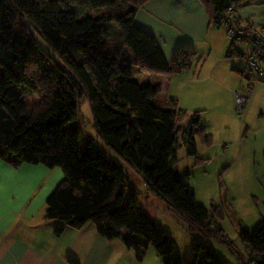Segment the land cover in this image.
I'll return each mask as SVG.
<instances>
[{
    "label": "trees",
    "instance_id": "16d2710c",
    "mask_svg": "<svg viewBox=\"0 0 264 264\" xmlns=\"http://www.w3.org/2000/svg\"><path fill=\"white\" fill-rule=\"evenodd\" d=\"M147 1L0 0V159L15 168L39 164L62 170L43 214L54 222L56 236L91 221L99 235L108 241L118 238L134 250L138 261L152 245L164 264H224L201 241L192 243L190 260L174 257V240L139 207L140 192L128 180L125 165L113 161L91 138L82 155L80 130L67 127L78 118L85 97L98 136L142 176L148 190L164 199L187 231L232 244L224 241L218 223L222 210L213 203L197 204L194 188L174 168L180 146L194 158V166L208 160L198 151V142L212 144L200 111L191 114L181 131L185 108L176 99L163 101L158 87L133 77V65L171 76L190 69L197 56L180 48L166 59L156 37L134 24L137 10ZM202 3L209 24L222 26L219 18L232 13L240 19L243 7L264 1ZM232 43L226 56L246 58ZM233 69L245 75L244 88L264 83L247 66ZM27 91L34 100L24 99ZM183 175L190 178V170ZM238 224L246 250V256L238 254L239 264H264V220L251 231ZM68 263L80 264L75 259Z\"/></svg>",
    "mask_w": 264,
    "mask_h": 264
},
{
    "label": "rangeland",
    "instance_id": "374dc122",
    "mask_svg": "<svg viewBox=\"0 0 264 264\" xmlns=\"http://www.w3.org/2000/svg\"><path fill=\"white\" fill-rule=\"evenodd\" d=\"M90 14L91 11L88 15ZM81 17L79 16V18ZM154 19L159 21L162 18L154 17ZM162 21L166 24L164 19ZM222 26L226 28L224 25ZM166 27L171 29L167 24ZM141 29L149 32L143 27ZM37 38L43 44L42 40ZM201 47L205 48L204 45ZM45 48L50 52L46 46ZM183 48L187 49V45ZM195 51H197L196 60L190 69L169 76L162 73L140 71L137 66L133 65V77L141 84L159 85V95L163 101L176 99L177 103L185 108L187 116L179 123L181 131L186 128L191 114L194 111H200V123L205 125L207 132L211 134L212 144L206 147L197 141L198 149L199 155L208 158V160L194 166V158L186 155L184 148L180 146L177 148V162L174 168L182 174V179L194 188L197 204L209 206L210 203H213L214 206L222 210L223 214L221 219H218V223L223 228L225 236L230 240L225 242H231V245L222 243L212 236H204L198 231H187L186 224L168 209L164 199L148 190L144 186L142 176L98 136L91 109L85 97L79 104L78 118L69 121L67 127L80 130L82 155L89 150L87 139L91 138L93 144L107 153L113 161L125 165L128 180L140 192L139 207L151 221L159 225L174 240V257L179 255L184 260H190L192 243L201 241L212 247L222 263L239 264L237 256L239 253L246 256V250L239 237L240 225L238 223L240 222L247 230L251 231L264 220L263 155L256 153L254 156L252 154L249 140H247L250 131L246 132L245 138L241 136L246 129V122H243L245 121V119L243 120L244 113L243 109L240 113L238 112L237 101L235 104L232 103L233 94L229 88L227 86H224V89L216 88L215 79L207 75L210 72V67L217 62L215 56L219 54V48L214 46L211 53L208 49L207 51L195 49ZM222 60L224 63L230 62L228 63L230 65L237 62L239 64L236 63V65L241 68L246 66V61L242 57L231 58L230 60H237L234 62L226 61L225 58ZM223 62L219 63L220 67ZM200 67V77L197 78L195 71L197 70L198 74ZM237 75L242 77L238 72ZM231 76L236 79L237 83L239 82L238 76L236 77L233 73ZM235 90L238 92L239 89H234V97H236ZM24 99L32 101L35 97L27 91ZM57 170L62 173L59 167ZM187 170L191 172L190 178L183 175ZM212 209L210 208V210ZM199 261L203 262L204 259L200 257Z\"/></svg>",
    "mask_w": 264,
    "mask_h": 264
},
{
    "label": "crops",
    "instance_id": "0c3cea01",
    "mask_svg": "<svg viewBox=\"0 0 264 264\" xmlns=\"http://www.w3.org/2000/svg\"><path fill=\"white\" fill-rule=\"evenodd\" d=\"M154 17L162 19L156 21ZM238 17L253 26H263L264 3L243 7ZM163 19L171 29L166 27ZM133 21L156 37L168 60L185 45L193 51L208 49L210 53L217 46V62L210 67L207 75L215 79L216 88H229L233 94L231 101L235 104L237 96L234 97L233 91L235 88L239 89L238 92L242 91L247 80L245 75H237L233 68L244 67L236 65L237 62L232 65L223 62V58L237 61L230 60L236 57L226 56L232 41L226 28L209 24L202 0H149L139 7ZM238 48L245 56L249 52L247 45L242 44ZM219 59L223 62L222 67ZM197 66L198 63L196 69ZM200 69L198 74L195 71L197 78L200 77ZM232 73L238 76V83ZM155 87L160 88L159 85ZM243 113L246 129L241 136L245 138L246 132L250 131L247 140L252 154L260 153L264 160V83L253 84ZM61 176L63 178L57 168L49 169L39 164H21L15 168L0 159V264H69V259H75L80 264H164L152 245L138 261L134 250L127 248L118 238L108 241L97 233L90 221L79 229L67 227L56 236L54 222L45 220L43 214L46 199L62 180Z\"/></svg>",
    "mask_w": 264,
    "mask_h": 264
},
{
    "label": "built area",
    "instance_id": "2783aa9c",
    "mask_svg": "<svg viewBox=\"0 0 264 264\" xmlns=\"http://www.w3.org/2000/svg\"><path fill=\"white\" fill-rule=\"evenodd\" d=\"M226 27L230 40L235 45H247L250 48L246 57V66L256 80L264 81V26L255 27L241 21L232 13H228L225 18H219ZM252 89V88H251ZM251 89L243 88L242 91H235L237 96L238 112L247 101V95ZM224 241H230L224 236Z\"/></svg>",
    "mask_w": 264,
    "mask_h": 264
},
{
    "label": "clouds",
    "instance_id": "9594fccd",
    "mask_svg": "<svg viewBox=\"0 0 264 264\" xmlns=\"http://www.w3.org/2000/svg\"><path fill=\"white\" fill-rule=\"evenodd\" d=\"M248 96H249V94L247 95V100H248ZM247 102V101H246ZM246 104V103H245ZM245 104H244V106H245ZM244 106L241 108V110L244 108ZM241 112V111H240Z\"/></svg>",
    "mask_w": 264,
    "mask_h": 264
}]
</instances>
